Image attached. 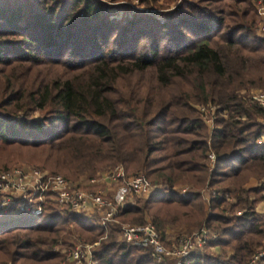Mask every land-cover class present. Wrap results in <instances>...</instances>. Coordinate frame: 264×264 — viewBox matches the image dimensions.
Here are the masks:
<instances>
[{"label":"trees","instance_id":"trees-1","mask_svg":"<svg viewBox=\"0 0 264 264\" xmlns=\"http://www.w3.org/2000/svg\"><path fill=\"white\" fill-rule=\"evenodd\" d=\"M211 1L220 7L186 2L163 23L154 17L116 23L93 0H0V161L7 158L0 171L12 167L16 148L70 180L122 165L163 186H207L217 192L209 212L199 191L186 200L163 191L123 211V221L141 225L148 215L159 230L167 224L218 230V240L188 264H247L264 243V220L254 211L264 190L243 189L264 178V146L255 145L264 135V109L237 91L264 86V39L255 34L258 17L246 0ZM61 66L64 77L35 81L36 69ZM147 71L148 87L131 83ZM124 80L128 91L120 93ZM207 102L226 113L211 133L191 107ZM35 110L41 121L11 117ZM210 150L217 157L212 173ZM20 216L0 219V263L60 264L64 256L55 248H70L75 232L85 243L99 242L98 264H156L149 249L117 243L115 230L53 204L41 216Z\"/></svg>","mask_w":264,"mask_h":264},{"label":"built area","instance_id":"built-area-1","mask_svg":"<svg viewBox=\"0 0 264 264\" xmlns=\"http://www.w3.org/2000/svg\"><path fill=\"white\" fill-rule=\"evenodd\" d=\"M259 1L261 4L264 0ZM259 36L264 39V35ZM244 101L264 109V91H254L251 96L244 97ZM216 112L215 107L199 109L210 133L215 129ZM223 115L226 116V113L223 112ZM255 145L264 146V135L256 140ZM206 157L209 173H212L217 157L211 150ZM259 187L264 190V181ZM163 191L175 193L184 200L196 193L187 186H163L147 179L142 173H127L122 165L112 166L92 176L81 175L76 180L36 166L17 165L0 171V219L20 215L38 217L42 215L44 205L50 203L57 206L60 213L79 216L96 228L115 230L117 243L149 249L156 264L165 260H171L173 264H188L192 255H201L218 240V230L204 227L170 238L167 231L159 230L151 222L134 225L121 222L118 218L121 212L134 207L137 202L146 201ZM200 194L208 207L211 197L217 192L207 187ZM262 195L261 205L264 206V191ZM254 211L257 213L256 207ZM242 214L241 211L236 212V216ZM74 240L70 248L60 250L66 256V261L70 264H98L93 256L99 243L86 244L81 243L80 239ZM216 253L219 254V251ZM247 264H264V245L253 253Z\"/></svg>","mask_w":264,"mask_h":264},{"label":"rangeland","instance_id":"rangeland-1","mask_svg":"<svg viewBox=\"0 0 264 264\" xmlns=\"http://www.w3.org/2000/svg\"><path fill=\"white\" fill-rule=\"evenodd\" d=\"M93 1H98V2L102 3L106 7L105 11H106V15L108 17V20L112 21V22L114 21L116 23L120 22V21L125 22V21H127V19H129L131 17H133V18L135 17V19H136V17H137V19L142 18V17H154L160 23H163V21H164L163 15L164 14L176 11L178 8L183 7L186 2H191V3L194 2L196 5H199L200 7L202 6V7L206 8V9L208 8L210 10L212 8L217 9L218 7H220L219 4H217V3H215L214 1H211V0H93ZM246 2H247V6L248 7L250 6L252 9H254L253 11H255V13H256V15L258 17V22H257V24H256V26L254 28H255V34L258 37H260L259 36L260 34L264 35V8L262 9V7H264V5H263L264 1H261V4H260L259 0H246ZM258 3H259V8L257 7ZM261 5H262V7H261ZM240 7L241 8H245L246 6L243 5V6H240ZM177 43L180 44V42H177ZM177 43L174 42V44H172V47H177L178 46ZM134 53H137V51H134ZM40 60L42 62H46V58L44 56L40 57ZM39 69L35 70V73H36L35 81L36 82H38L42 78H45V79L48 80L52 76H57L54 73H56V74L59 73L58 75H60L61 77H64L66 75V73H67V70H66V68H64V66L53 68L54 69L53 72H52V70H47L46 68H43V67H41ZM18 75H20V73ZM151 75H152L151 71H147L146 73H144L142 75L141 74H137L136 76H133V78L130 81L133 84L134 83H138V84L143 85L144 87H148L149 86V81L151 79ZM128 86H129V81H125V80L122 81L120 83L119 88H118L119 92L120 93L121 92L127 93ZM175 89H177V87ZM175 89H174V91H175ZM258 90H263L264 91V86H262V87L243 88V89H240V90L237 91V95L244 100V97H247L249 95L251 96V94L254 91H258ZM121 97H123V96L120 94V95L116 96L115 99H120ZM191 107H192L193 111L195 112V114H197L201 119H202V116L199 113V109L201 107H204L205 109H208L209 107H215L216 110H217L216 118H226V116L223 115V112L219 110V107L217 105L211 103V102H207L205 104H192ZM12 115H15V116H11L13 119L14 118H19L20 119V118L28 117L30 119L41 121L43 113L39 112L37 110H35V111H18L17 113L12 114ZM261 121L264 123V120H261ZM208 132H209V129H208ZM11 151L13 152V155H11V156H14V157L9 159V161H11V163L8 164L7 166L11 165L12 167H14V166H17V165H31V166H36L38 168H41V169L49 171L48 168L44 167L43 165H41L37 161H34L33 156L28 154L27 150L21 151V150L15 148V149H13ZM3 161L4 162L7 161V158L4 157L0 161V167H3ZM1 164H2V166H1ZM206 165H208L207 159H206ZM112 166H115V165H111V166H107V167H99L98 169L94 170L93 172L95 174L96 172L106 170V169H108V168H110ZM89 174L90 173L86 172L83 175L89 176ZM159 181L160 180H153V182H158V183H159ZM175 186H177V187L178 186H187V187L191 188L194 191H199V192H202V193L204 192V190L207 189V186H206V187H204L201 190H197L196 188H193L189 183H186V182L179 183V184H177ZM164 192L168 193L167 191H164ZM164 192H162V193H164ZM228 198H226V199H228ZM228 201H229V199H228ZM204 207H205L206 211L209 212V209H208L209 206L207 207L204 204ZM121 213L118 216L119 220L121 222H125V223H130L131 224L130 221H123V218L126 215H124V214L122 215ZM9 217H11V216H9ZM8 219H10V218H8ZM144 222L153 223V221L151 220L150 216H148V215H145ZM182 226L183 225L175 226V225L167 224V225H165L164 228H162L161 231H167L168 232V237H170V238L175 237V236H177L179 234L187 235V234H190V233H192L194 231H197V230L192 229V228L189 229V227L186 226V225H184V228ZM70 230H72L71 227H70ZM72 234H73V237L70 239L69 245H72V243L75 241L74 237L76 239L77 236H79L75 232H73ZM79 238L81 240V243L82 242L85 243L84 240H82L81 237H79ZM86 244H89V243H86ZM263 245H264V243H263ZM97 248H96V250H97ZM60 250H61L60 248H55V251H57L60 254H62L60 252ZM209 250L212 253L216 254V255L218 254L216 252L219 251L216 248L209 249ZM62 255L64 256V260L60 264H70L68 261H66V258H65L66 256L64 254H62ZM0 264H11V262L0 263Z\"/></svg>","mask_w":264,"mask_h":264},{"label":"crops","instance_id":"crops-1","mask_svg":"<svg viewBox=\"0 0 264 264\" xmlns=\"http://www.w3.org/2000/svg\"><path fill=\"white\" fill-rule=\"evenodd\" d=\"M264 181V178H262L261 180H256V179H251L244 187V190H253V189H257L260 188L259 185L260 183H262ZM251 200H253L254 198L251 197ZM257 209V214L260 215L263 220H264V215L262 214V212L264 211V206L261 205V202H259L256 206ZM254 207V208H255ZM184 228V225L182 226ZM217 248V247H216Z\"/></svg>","mask_w":264,"mask_h":264}]
</instances>
